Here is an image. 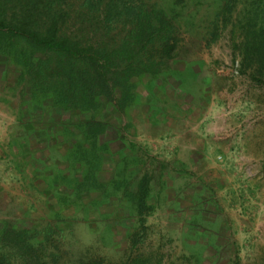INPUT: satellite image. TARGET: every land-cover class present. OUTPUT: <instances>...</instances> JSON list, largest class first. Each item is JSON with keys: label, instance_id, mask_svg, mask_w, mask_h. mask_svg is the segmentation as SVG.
Instances as JSON below:
<instances>
[{"label": "rangeland", "instance_id": "374dc122", "mask_svg": "<svg viewBox=\"0 0 264 264\" xmlns=\"http://www.w3.org/2000/svg\"><path fill=\"white\" fill-rule=\"evenodd\" d=\"M151 2L179 14L180 46L189 59L175 64L177 79L137 80L139 98L127 114L119 116L108 106L98 115L97 121L109 125L104 140L110 145L95 175L111 197L74 196L72 184L82 182L87 171L73 158L82 141L77 115L50 103L33 104L16 70L0 64V226L44 228L55 220L52 211L59 212L60 194L73 203L60 210L65 223L58 228L63 237L55 241L58 264H74L87 252L117 261L136 231L139 251H159L163 264H264V86L240 73L235 47L236 21L246 0L237 1L227 21L216 16L223 0ZM215 22L218 38L208 47L201 38H208ZM206 116V126L219 129L224 148L188 149L180 141L188 138L183 132ZM164 127L183 135L169 138L168 157L159 153L148 160L150 148L162 149L157 142L145 144L142 135ZM85 147L94 162L92 145ZM140 147L147 152L142 163L136 159ZM143 173L152 174L153 207L144 230L124 188L112 192L115 183L132 184Z\"/></svg>", "mask_w": 264, "mask_h": 264}, {"label": "trees", "instance_id": "16d2710c", "mask_svg": "<svg viewBox=\"0 0 264 264\" xmlns=\"http://www.w3.org/2000/svg\"><path fill=\"white\" fill-rule=\"evenodd\" d=\"M237 1L223 0L217 18L222 15L227 21ZM178 17L173 9L151 0H0V64L16 70L18 83L33 104L46 102L77 115L75 129L82 141L77 146L79 155L73 158L87 171L82 182L71 186L76 198L93 192L111 197L95 175L109 146L104 140L109 125L97 121L98 115L107 112L108 106L119 116L127 114L139 98L137 80L174 79L177 61H188L180 46ZM212 25L208 38H201L208 47L218 38V22ZM235 47L240 73L264 86V0H246L242 5ZM86 145H92L94 162L87 156ZM124 182L115 183L112 192L124 188L123 196L144 230L145 219L153 211L149 202L152 174L143 173L132 184ZM58 197L59 212L52 211L55 220L44 228L1 223L0 264L59 263L55 241L63 237L58 228L65 221L60 210L73 201ZM128 239L129 251L117 261L87 252L74 264H163L159 251H139V231Z\"/></svg>", "mask_w": 264, "mask_h": 264}, {"label": "crops", "instance_id": "0c3cea01", "mask_svg": "<svg viewBox=\"0 0 264 264\" xmlns=\"http://www.w3.org/2000/svg\"><path fill=\"white\" fill-rule=\"evenodd\" d=\"M161 119L162 118H160V120ZM206 119L208 120L207 116L199 122V125H196V128L190 127V129L188 131L185 130V132H183V134L188 135V138L185 140L183 138H181V135H183V134H180L181 131L179 132L175 129L169 130L166 127L159 129L161 131L158 132L156 135H154L151 132L142 135L145 138V142H146L145 144L153 145L156 142L160 143V147L162 150L158 151L155 148H150V151L148 150V153H149L148 154L145 149L140 147L139 149H141L140 152H142V154H141V157L135 155L136 159H139L141 161V163L145 162V160L147 159L146 153L148 155V160L156 159V155L159 153H161L163 155L162 157H168V155H169V143H170L169 138L172 136V134H176V138H178V139L181 138L180 141L183 142L184 144L187 143L188 149H190V150H196L197 148L200 147V146L198 147L197 145H202V148L204 150L205 149L206 150H209V149L213 150V149H216V147L220 148L222 146L224 148V143L222 140L219 139L220 136H218L220 134L219 129L217 128V126H215L214 128H212L208 125L206 126V123H205ZM108 145H110V144H108ZM108 152H109V146H108ZM129 155H130V153H129ZM105 156H106V153L104 154L103 157H105ZM131 157L132 156L130 155V158ZM159 158L160 157L157 156V159H159ZM163 159H165V158H163Z\"/></svg>", "mask_w": 264, "mask_h": 264}]
</instances>
